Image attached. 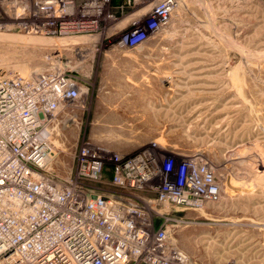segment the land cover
<instances>
[{
  "label": "rangeland",
  "instance_id": "374dc122",
  "mask_svg": "<svg viewBox=\"0 0 264 264\" xmlns=\"http://www.w3.org/2000/svg\"><path fill=\"white\" fill-rule=\"evenodd\" d=\"M73 3L78 19L82 8L93 12L91 31L52 33L34 0H0V75L59 65L79 86L57 114L50 167L73 173L85 145L196 152L219 193L175 211L174 243L188 264H264V0ZM136 20L154 26L133 45L119 43Z\"/></svg>",
  "mask_w": 264,
  "mask_h": 264
},
{
  "label": "built area",
  "instance_id": "2783aa9c",
  "mask_svg": "<svg viewBox=\"0 0 264 264\" xmlns=\"http://www.w3.org/2000/svg\"><path fill=\"white\" fill-rule=\"evenodd\" d=\"M34 6L52 33L95 27L93 12L82 8L87 16L75 17L73 0ZM138 20L119 43L133 45L154 26ZM78 95L59 65L0 75V264H188L172 239L182 221L175 211L217 199L212 166L196 152L156 143L132 154L85 145L74 172L58 175L50 167L57 114ZM96 183L117 190L90 186Z\"/></svg>",
  "mask_w": 264,
  "mask_h": 264
},
{
  "label": "bare ground",
  "instance_id": "6f19581e",
  "mask_svg": "<svg viewBox=\"0 0 264 264\" xmlns=\"http://www.w3.org/2000/svg\"><path fill=\"white\" fill-rule=\"evenodd\" d=\"M13 1H14V0H13ZM169 1H170V0H166V3H168ZM90 3H91V2H90ZM164 3H165V2H164ZM165 6H166V4H165ZM165 6H164V7H165ZM43 22H44V21H43ZM7 35H8V34H7ZM4 38H5V37H4ZM75 38H77V37H74V39H75ZM8 39H9V38H8ZM79 39H80V38H79ZM75 40H76V39H75ZM240 173H241V172H240Z\"/></svg>",
  "mask_w": 264,
  "mask_h": 264
}]
</instances>
